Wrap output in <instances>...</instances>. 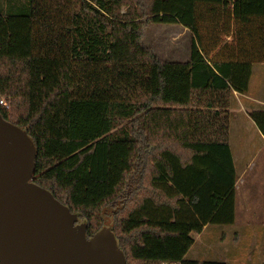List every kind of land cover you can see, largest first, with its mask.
<instances>
[{
  "label": "trees",
  "instance_id": "16d2710c",
  "mask_svg": "<svg viewBox=\"0 0 264 264\" xmlns=\"http://www.w3.org/2000/svg\"><path fill=\"white\" fill-rule=\"evenodd\" d=\"M153 23L191 31L186 61L144 42ZM261 64L264 0H0V113L35 142L34 182L87 238L109 216L127 264H227L186 256L235 222L232 114Z\"/></svg>",
  "mask_w": 264,
  "mask_h": 264
},
{
  "label": "water",
  "instance_id": "95a60500",
  "mask_svg": "<svg viewBox=\"0 0 264 264\" xmlns=\"http://www.w3.org/2000/svg\"><path fill=\"white\" fill-rule=\"evenodd\" d=\"M36 145L28 132L0 113V262L2 264H127L110 227L83 240L74 228L79 217L46 188L31 182L36 169ZM111 233V237L106 232ZM101 236L111 238V252L89 249ZM88 241H85V240Z\"/></svg>",
  "mask_w": 264,
  "mask_h": 264
},
{
  "label": "rangeland",
  "instance_id": "374dc122",
  "mask_svg": "<svg viewBox=\"0 0 264 264\" xmlns=\"http://www.w3.org/2000/svg\"><path fill=\"white\" fill-rule=\"evenodd\" d=\"M191 38V31L179 23H153L145 30L144 42L162 59L186 61L190 55ZM260 82H262V78L258 77L255 73L252 76L250 86L255 88ZM1 98H5L7 105L9 104V99L6 96L2 95ZM236 109L237 106L234 108L235 113L233 111L232 114V127L230 134L232 149L237 157L235 160L239 170L242 167V164L245 165L247 162L249 163L253 161L257 165V171H261L260 175L254 176L249 180V184L255 186V203L252 208L254 213L261 217V219L260 217H257V219L255 217L252 221L259 222L261 226L257 223H252L247 224L245 230H241L240 228H242V226L235 224L209 225L208 229H206L205 232H202L201 235L194 233L196 242L186 257L189 259L214 260L215 251H213L211 246L216 235L218 236L217 243L223 248H228V264H264V233L262 229V227H264L262 217L264 207V145H262L259 142L260 140L255 137L256 144L250 146V148L254 149L252 153H250V155L246 154L247 156L244 155V153H239L243 148V145L239 143L238 129H240V124L243 122V118L246 120V129L248 131L253 127L250 125L252 124L251 120L246 117L244 113H236ZM245 148L246 146H244V149ZM245 151H247V149H245ZM253 153L257 155L254 157ZM248 186L249 185H246V187ZM237 202V207L239 209L243 203L241 204L242 201ZM83 222L84 221L81 218L76 217L73 224L78 234H80L77 237V239L79 238L80 240H83ZM104 226H112L111 218H109V216ZM106 232L109 234V237H111V233H109L107 229ZM85 241L88 240L86 239ZM110 241L111 238H108V241L106 242L102 240L101 236H99L90 244L89 249L104 252V255L108 258L115 259L117 252H111L109 247Z\"/></svg>",
  "mask_w": 264,
  "mask_h": 264
},
{
  "label": "crops",
  "instance_id": "0c3cea01",
  "mask_svg": "<svg viewBox=\"0 0 264 264\" xmlns=\"http://www.w3.org/2000/svg\"><path fill=\"white\" fill-rule=\"evenodd\" d=\"M229 7H233V4L231 3L229 5ZM255 73L258 75V77L262 78V82L259 83L260 85L258 84L257 85L258 87L256 86L255 88H252L250 86V91L246 94L237 93L238 105H237L236 113H238V114L244 113L246 115V117H248L251 120L252 124H250V125H252V127H253L252 129H250L248 131L246 129V127H247L246 126V120L243 118V122L240 124V129H238V135H239V139H240L239 143H241L243 145V148L241 149V151L239 153H244V155H246V154L250 155V153H252V151L254 149L250 148V146H253L254 144H256V142H255L256 138L260 140L259 142L262 145H264V135L261 133L260 129L257 127L255 122L252 120V118L249 115L251 110L258 109V108L264 106V64L256 65L254 67L253 74H255ZM233 111L235 113V110H233ZM231 127H232V123H231ZM230 142H231V137H230ZM231 146H232V144H231ZM244 146H246L245 149H247V151H245ZM233 154H234V158L237 159L234 152H233ZM256 155L257 154L253 153L254 157ZM235 162H236V160H235ZM241 166L242 167L240 168V170L237 167L238 181L236 184V200L239 202L242 201L241 204L243 203V205L241 206V208L238 209V207H237L238 202L236 201V219H235L234 224L235 225H241L242 228H240V229L245 230V226L247 224H252V223L259 224V222H257V221L256 222L252 221V220H254L255 217L257 219V217H260V216H257L254 213L253 208H252L254 206V203H255V201H254V199H255V197H254L255 186L252 184H249V180L252 179L254 176L260 175L261 171L260 172L257 171V169H256L257 165L253 161H251L249 163L247 162V164H245V165L242 164ZM246 185H249L250 187L249 186L246 187ZM262 217H263V223H264V207H263ZM260 219H261V217H260ZM208 227H209V225H207L202 232H205V230L208 229ZM262 229H263V233H264V227H262ZM201 233H197V234L201 235ZM217 241H218V236L215 235L213 244L211 246L213 251H215L214 259L215 260H223V261L227 262L229 259V254L227 253L228 248H223L221 245H219V243H217ZM195 242H196V239H195ZM216 244H218V245H216Z\"/></svg>",
  "mask_w": 264,
  "mask_h": 264
},
{
  "label": "built area",
  "instance_id": "2783aa9c",
  "mask_svg": "<svg viewBox=\"0 0 264 264\" xmlns=\"http://www.w3.org/2000/svg\"><path fill=\"white\" fill-rule=\"evenodd\" d=\"M0 104H1L2 106H7V101H6V99H5V98H1V99H0ZM0 264H2V263L0 262Z\"/></svg>",
  "mask_w": 264,
  "mask_h": 264
},
{
  "label": "flooded vegetation",
  "instance_id": "af4514ba",
  "mask_svg": "<svg viewBox=\"0 0 264 264\" xmlns=\"http://www.w3.org/2000/svg\"><path fill=\"white\" fill-rule=\"evenodd\" d=\"M34 176H35V175H33L32 178L30 179L31 182H32V181L34 182Z\"/></svg>",
  "mask_w": 264,
  "mask_h": 264
}]
</instances>
